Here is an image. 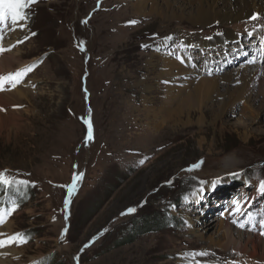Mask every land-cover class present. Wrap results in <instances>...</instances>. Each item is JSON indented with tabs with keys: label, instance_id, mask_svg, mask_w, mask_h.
I'll use <instances>...</instances> for the list:
<instances>
[{
	"label": "rangeland",
	"instance_id": "obj_1",
	"mask_svg": "<svg viewBox=\"0 0 264 264\" xmlns=\"http://www.w3.org/2000/svg\"><path fill=\"white\" fill-rule=\"evenodd\" d=\"M175 1L37 0L22 30L9 22L0 32L7 49L0 56L23 63L0 75L33 66L15 87L0 89L9 105L0 106V173L27 182L1 184L15 188L9 197L18 203L0 223V239L26 237L0 248L15 250L6 264H135L142 253H165L150 261L175 264L199 252L209 253L199 264H264L218 245L214 229L199 236L219 217L264 241V54L211 58L256 39L264 23L195 26L189 18L198 2ZM234 71L226 91L222 79ZM202 80L219 84L195 101ZM169 115L192 128L136 129ZM128 208L135 212L121 215ZM249 215L254 224L233 223Z\"/></svg>",
	"mask_w": 264,
	"mask_h": 264
},
{
	"label": "bare ground",
	"instance_id": "obj_2",
	"mask_svg": "<svg viewBox=\"0 0 264 264\" xmlns=\"http://www.w3.org/2000/svg\"><path fill=\"white\" fill-rule=\"evenodd\" d=\"M195 1L198 2V6L196 7L195 11L193 10L194 13H195V18H193L194 17L193 11L190 14V18H189V21H191V23L193 25H195V26L202 25L205 28L206 25H213L215 22H220V23H222V22L230 23L231 22V24H232V23H239V22H244V21H254V22L258 21L259 23H264V0H195ZM165 2H166V0H165ZM169 2L171 3V1H169ZM141 3H143V2H140L139 4L142 5ZM192 3H194V2H192ZM253 13H258L259 14V17L256 20L249 19V17ZM256 32L259 35V36L256 37V39H252V40H249V41H246V40L245 41L244 40L237 41L238 43L233 45V49L230 52L224 53V54H221V53L219 54L218 53V54H216L217 58L216 57H211V56L210 57L213 60L215 58L214 61L215 62H219V63L222 62V60L225 59V58H226V60H229V61L231 60L232 61L233 57L237 58V57H239L241 55L243 57V56H246L247 54H249L251 56L261 57L264 54V30H257ZM205 42H207V41H205ZM219 47H222V48H225V49L230 48V47H228V44H225L223 42H221ZM241 47H244V50L240 49ZM16 65L17 66H21V65H23V63L19 62L18 59H16V57L13 54L0 56V71H3V72L5 71L6 72L7 70L13 68V66H16ZM251 69H252L251 77H255V75L257 73V70L259 69V66L257 65V66H255L254 69L253 68H251ZM172 70H174V69L172 68ZM236 70H238V68ZM188 71H190V70L188 69ZM240 72H242V71H240ZM236 74H237V71H234L233 73H228L226 75V77L224 79H222L225 82V85H224L225 87L224 88H225L226 91H228V89L230 87L229 85L233 82V75L236 76ZM175 76L177 78V75H175ZM182 81H184V79ZM217 81H213V80H204L203 81L202 80V82L195 89H193L194 100L196 101L198 98L200 99L199 101L207 99V97L212 92H214L215 85L218 86L217 84H219V83ZM183 84H185V83H183ZM14 94L19 99H27V95H26L25 91L22 90V89H18L17 91H14ZM179 94H181V93H179ZM2 97L3 96L0 95V106H1V104H2V106L3 105L4 106H9L8 104H6L5 102L2 101ZM174 100H176V99H174ZM166 110H167V107H166L165 110L164 109L161 110L163 115H164L165 112H166V114H168V112ZM163 115L161 114V116H163ZM177 115H179V114H177ZM177 115H175V116L174 115H169L167 117V119L165 117L162 120H161V118L158 120V118L153 116L154 119L150 118V120H152V121H150L149 123L142 124V125H139V124L135 123L136 129L137 130L140 129L139 131L142 132L141 133L142 135H149L152 130L153 131L154 130H156V131L159 130V133L160 132H162V133L164 132L165 134L168 133L167 132L168 129H166V127H168L167 126L168 124H170V125L172 124L173 128L182 126V129L185 130V131L192 128L191 127L192 125L189 124L190 122L182 124V123H180V121H178V117L183 115V114H181L179 116H177ZM158 117H160V116H158ZM1 118L2 117L0 116V119ZM176 118H177V120H175ZM188 118H189V116H188ZM179 135H180V133H179ZM5 226H6L7 229L10 230V224L7 223V225H5ZM210 229H214V233L213 234L218 236L217 242L215 241L218 245H220L222 247H225V249H231V250L235 251L236 253H238L239 255H244V256L246 255V256H249V257H252V258H256V259H258L260 261H264V241H262V238L259 239L256 236L250 235V233L249 234H245L243 232V234H242L239 231L235 230L232 227V225L230 224L229 221L221 220L219 217H214L211 221L206 222L204 224V226L201 227V235H199V236L203 235L202 234L203 231L210 230ZM206 242H208L210 244H213L214 239L212 238V236H208ZM154 249L155 248L150 249L149 252H152V250H154ZM8 253H11L10 255L15 257V254H16L15 250H3V251H0V264H6L7 263V261L3 260V256H5ZM145 255L146 254L142 253V254L134 257L133 259H134L135 264H155L153 261H150V259L151 258L152 259L153 258H158L160 256L164 257L165 253H158L156 255L155 254H151L150 256H147V257ZM133 259L130 258L131 261ZM197 259H198V256H194V257L187 256V258L185 256V260H179L178 259L179 261L176 262L175 264H191L192 262L194 264H199ZM190 261H191V263H189ZM164 264H172V263L171 262H166Z\"/></svg>",
	"mask_w": 264,
	"mask_h": 264
},
{
	"label": "snow or ice",
	"instance_id": "obj_3",
	"mask_svg": "<svg viewBox=\"0 0 264 264\" xmlns=\"http://www.w3.org/2000/svg\"><path fill=\"white\" fill-rule=\"evenodd\" d=\"M37 0H0V32H3V28L10 22L12 25L18 26L21 30L24 28L25 24L22 22L27 21L28 19V12L26 10L30 9L31 5L35 4ZM97 5L99 6V0H97ZM259 17L258 13H253L249 19L251 20H256ZM129 24H135L137 21L132 20L128 22ZM15 30V29H13ZM253 33H248V35H252ZM32 35H35L33 33ZM0 39H2V36H0ZM165 40H170L172 37H165ZM210 39V37H209ZM23 41H18V43H22ZM143 47H148L147 45H144ZM181 47H195L194 45H181ZM7 49H4L3 47H0V53L6 51ZM33 70L32 65L25 66L22 69H19L13 73H9L6 76L0 75V89L3 88L5 83L10 84L12 87H15L16 84H18L21 80V78L27 74L28 72ZM92 138V127L89 124L88 126V133H87V138L86 139H91ZM145 161L144 159H141L139 161L140 164H143ZM199 164L193 165L192 168L198 167ZM191 170V169H190ZM82 175V174H81ZM232 176L238 177L240 174L239 173H230ZM25 184L27 183L26 181H15L11 179H5L4 175L0 173V184L4 185H11V184ZM75 183H76V177H73V185L72 188H75ZM204 182L201 181V184ZM218 183L217 181L213 182V185ZM71 192L72 189H69ZM258 191H260L262 194H264V180H261L258 184ZM68 200H65V205L67 206ZM16 209V205L12 204L8 208H0V223L4 221V217L6 215L11 214L14 212ZM240 209L237 206L232 210L233 214L239 212ZM135 212V208H128L125 213H121V215L125 214H131ZM233 223H236L239 227L244 228L246 224H254L255 220L253 217L250 215L247 216V219H245L243 222H241L239 219H236L233 221ZM260 227L264 229V219H262L260 222ZM261 234H264V231H262ZM0 236H4L3 233H0ZM26 242V237L21 234V233H14L11 236H8L5 239H0V248L3 247H8L12 244H19ZM89 247V244H85L81 251L84 250V248ZM192 255L194 256H200V257H206L209 255L207 252H199V253H193Z\"/></svg>",
	"mask_w": 264,
	"mask_h": 264
},
{
	"label": "trees",
	"instance_id": "obj_4",
	"mask_svg": "<svg viewBox=\"0 0 264 264\" xmlns=\"http://www.w3.org/2000/svg\"><path fill=\"white\" fill-rule=\"evenodd\" d=\"M10 187V186H9ZM7 187V188H4V186H2L1 184H0V197H2V199H3V201H4V203L2 204V205H0V207L1 208H8L9 206H11L12 204H17L18 202H10V200H13L11 197H9V193H10V190L11 191H16L15 190V188L12 186V187ZM19 191V190H18ZM9 200V201H8ZM142 222V224L144 225V224H147V223H149V220L148 221H141ZM142 224H141V226H142Z\"/></svg>",
	"mask_w": 264,
	"mask_h": 264
}]
</instances>
